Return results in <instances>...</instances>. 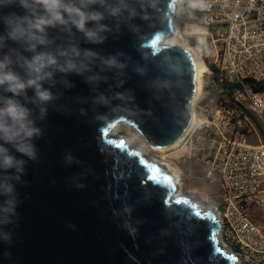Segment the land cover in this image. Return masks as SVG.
<instances>
[{
    "label": "water",
    "instance_id": "obj_1",
    "mask_svg": "<svg viewBox=\"0 0 264 264\" xmlns=\"http://www.w3.org/2000/svg\"><path fill=\"white\" fill-rule=\"evenodd\" d=\"M175 7L176 0H156L152 18L135 21V31L85 45L130 57L124 89L135 93L134 110L96 116L109 110L94 113L90 103H77L91 91L81 77H69L75 87L65 91L59 111L49 109L40 125L44 135L35 141L39 161L28 162L17 185L18 215L4 227L11 238L0 239V264H238L220 243L215 213L190 198H173L178 186L167 168L111 134L128 124L161 149L191 125L195 66L184 49L162 44L174 36ZM161 66L181 77L166 75ZM157 79L172 84L151 87Z\"/></svg>",
    "mask_w": 264,
    "mask_h": 264
},
{
    "label": "clouds",
    "instance_id": "obj_2",
    "mask_svg": "<svg viewBox=\"0 0 264 264\" xmlns=\"http://www.w3.org/2000/svg\"><path fill=\"white\" fill-rule=\"evenodd\" d=\"M176 3L195 12L203 11L207 0ZM17 8L21 11L12 10ZM155 11L156 0H0V239L10 241L4 227L16 223L17 185L23 183L28 162L39 161L35 141L44 135L40 125L49 109L59 111L65 91L75 87L70 76L81 77L91 91L90 97H77V103H90L94 113L98 107L109 110L96 116L134 110L135 93L124 89L130 57L85 45H103L110 36L135 31V21L147 22ZM165 74L181 77L171 69ZM171 84L157 79L151 87ZM73 160L65 156L66 163Z\"/></svg>",
    "mask_w": 264,
    "mask_h": 264
},
{
    "label": "built area",
    "instance_id": "obj_3",
    "mask_svg": "<svg viewBox=\"0 0 264 264\" xmlns=\"http://www.w3.org/2000/svg\"><path fill=\"white\" fill-rule=\"evenodd\" d=\"M173 26L206 65L180 157L220 186L222 247L238 264H264V0H207L195 12L176 3Z\"/></svg>",
    "mask_w": 264,
    "mask_h": 264
},
{
    "label": "rangeland",
    "instance_id": "obj_4",
    "mask_svg": "<svg viewBox=\"0 0 264 264\" xmlns=\"http://www.w3.org/2000/svg\"><path fill=\"white\" fill-rule=\"evenodd\" d=\"M174 37L165 38L162 44L165 45V42L174 39ZM174 41L180 44L185 43L178 37ZM115 137L126 142L130 149L138 151L149 163L160 167L164 165L172 177L178 178L177 193L179 192L184 197L194 200L204 210L213 211L221 193L219 184L208 179V172L204 166L197 164L187 156L180 157L182 152L179 150L178 145L170 149L155 148L137 130L127 124L115 127ZM250 143L259 145L255 138H251ZM174 182H176V179Z\"/></svg>",
    "mask_w": 264,
    "mask_h": 264
},
{
    "label": "bare ground",
    "instance_id": "obj_5",
    "mask_svg": "<svg viewBox=\"0 0 264 264\" xmlns=\"http://www.w3.org/2000/svg\"><path fill=\"white\" fill-rule=\"evenodd\" d=\"M175 36V35H174ZM175 39V37H174ZM174 39H170L168 40L167 42H165L164 44L165 45H169V46H172V45H176V46H179L181 47L182 49H184L188 54L189 56L191 57L192 61H193V64L195 66V70H196V78H195V84H196V87H197V91H196V95H195V100L197 99L199 93H200V89H201V86L203 84V74L205 73L206 71V65L205 63L203 62V60L201 59V57L199 56V54L193 50V48L191 46H188L187 44H180V43H177L176 41H174ZM195 100H193L192 102V108L195 106ZM192 114H193V118H192V122L194 121V109L192 110ZM193 124V123H192ZM111 134L113 136H115V128L112 130ZM119 139V138H118ZM181 140V139H180ZM180 140H178L177 142H175L172 146L170 147H167L168 149L170 148H173L175 146L178 145V143L180 142ZM174 176V175H173ZM174 178L176 179V182H174L177 186L179 184V181H178V178L174 176ZM178 191V190H177ZM177 197H181L183 198L184 195H182L181 193H176V194H173V198H177ZM216 215V214H215Z\"/></svg>",
    "mask_w": 264,
    "mask_h": 264
},
{
    "label": "trees",
    "instance_id": "obj_6",
    "mask_svg": "<svg viewBox=\"0 0 264 264\" xmlns=\"http://www.w3.org/2000/svg\"><path fill=\"white\" fill-rule=\"evenodd\" d=\"M255 89H256V90H262V89H264V82L261 83V84H259V85H256V86H255ZM127 125H128V124H127Z\"/></svg>",
    "mask_w": 264,
    "mask_h": 264
}]
</instances>
